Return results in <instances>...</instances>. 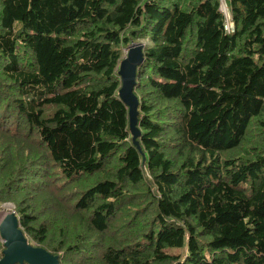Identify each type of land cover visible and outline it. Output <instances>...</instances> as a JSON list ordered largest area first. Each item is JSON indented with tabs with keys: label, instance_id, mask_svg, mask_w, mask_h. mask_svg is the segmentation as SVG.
Returning a JSON list of instances; mask_svg holds the SVG:
<instances>
[{
	"label": "trees",
	"instance_id": "16d2710c",
	"mask_svg": "<svg viewBox=\"0 0 264 264\" xmlns=\"http://www.w3.org/2000/svg\"><path fill=\"white\" fill-rule=\"evenodd\" d=\"M7 203L60 264H264V0H0Z\"/></svg>",
	"mask_w": 264,
	"mask_h": 264
},
{
	"label": "water",
	"instance_id": "95a60500",
	"mask_svg": "<svg viewBox=\"0 0 264 264\" xmlns=\"http://www.w3.org/2000/svg\"><path fill=\"white\" fill-rule=\"evenodd\" d=\"M144 61L142 42L132 43L128 53L120 64L119 74L122 85L119 90L121 99L129 108L130 127L133 139L140 134L138 124L139 98L134 93L137 78V68ZM0 233L5 244L4 255L0 264H60L59 256L45 248L32 245L28 242L19 224V217L15 211L9 210L0 223Z\"/></svg>",
	"mask_w": 264,
	"mask_h": 264
},
{
	"label": "rangeland",
	"instance_id": "374dc122",
	"mask_svg": "<svg viewBox=\"0 0 264 264\" xmlns=\"http://www.w3.org/2000/svg\"><path fill=\"white\" fill-rule=\"evenodd\" d=\"M223 6L224 7L222 8V10L225 12V14L227 13V15H229V10H228V7L225 4V2L223 4ZM227 23H230V22L228 21ZM138 42H142V40L138 41ZM127 53H128V49H125V54L127 55ZM3 206H4V208L2 210H0V223H1L2 219L5 217L6 213L9 210H13L14 209V204L13 203H7V204H5Z\"/></svg>",
	"mask_w": 264,
	"mask_h": 264
},
{
	"label": "built area",
	"instance_id": "2783aa9c",
	"mask_svg": "<svg viewBox=\"0 0 264 264\" xmlns=\"http://www.w3.org/2000/svg\"><path fill=\"white\" fill-rule=\"evenodd\" d=\"M231 27H232V26L230 25V23H227V24L225 25V28H226L227 31H230Z\"/></svg>",
	"mask_w": 264,
	"mask_h": 264
},
{
	"label": "bare ground",
	"instance_id": "6f19581e",
	"mask_svg": "<svg viewBox=\"0 0 264 264\" xmlns=\"http://www.w3.org/2000/svg\"><path fill=\"white\" fill-rule=\"evenodd\" d=\"M3 220V219H2Z\"/></svg>",
	"mask_w": 264,
	"mask_h": 264
}]
</instances>
